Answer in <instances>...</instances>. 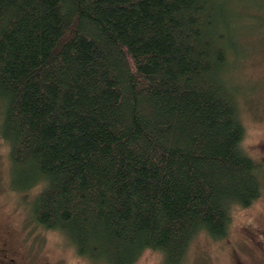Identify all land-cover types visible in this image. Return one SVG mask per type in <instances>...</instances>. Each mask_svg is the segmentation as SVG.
Masks as SVG:
<instances>
[{
  "label": "trees",
  "instance_id": "obj_1",
  "mask_svg": "<svg viewBox=\"0 0 264 264\" xmlns=\"http://www.w3.org/2000/svg\"><path fill=\"white\" fill-rule=\"evenodd\" d=\"M223 1L0 0L10 186L81 256L183 264L263 195L233 73L264 2Z\"/></svg>",
  "mask_w": 264,
  "mask_h": 264
},
{
  "label": "rangeland",
  "instance_id": "obj_2",
  "mask_svg": "<svg viewBox=\"0 0 264 264\" xmlns=\"http://www.w3.org/2000/svg\"><path fill=\"white\" fill-rule=\"evenodd\" d=\"M240 1L232 0L235 4ZM248 30L242 39L245 55L238 60L233 74L241 86L239 108L246 130L244 148L262 163L264 180V33L259 37L253 29ZM1 114L0 108V118ZM9 152V145L0 138V242L7 241L23 264H102L81 256L60 231L46 229L33 220L31 205L38 190L19 193L11 188ZM262 221L264 191L250 207L235 210L232 234L238 236L243 226L258 225ZM190 246L183 264H229L228 250L223 249L220 241L213 242L207 235L199 234ZM134 264H164L163 255L146 250Z\"/></svg>",
  "mask_w": 264,
  "mask_h": 264
},
{
  "label": "flooded vegetation",
  "instance_id": "obj_3",
  "mask_svg": "<svg viewBox=\"0 0 264 264\" xmlns=\"http://www.w3.org/2000/svg\"><path fill=\"white\" fill-rule=\"evenodd\" d=\"M231 224L229 236L223 249L229 264H264V221L258 225L243 226L238 236L232 234ZM242 227V226H241ZM0 264H23L11 251L7 241L0 242Z\"/></svg>",
  "mask_w": 264,
  "mask_h": 264
}]
</instances>
